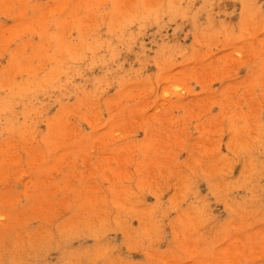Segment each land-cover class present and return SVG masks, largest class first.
Returning a JSON list of instances; mask_svg holds the SVG:
<instances>
[{"label":"rangeland","instance_id":"374dc122","mask_svg":"<svg viewBox=\"0 0 264 264\" xmlns=\"http://www.w3.org/2000/svg\"><path fill=\"white\" fill-rule=\"evenodd\" d=\"M0 264H264V0H0Z\"/></svg>","mask_w":264,"mask_h":264}]
</instances>
